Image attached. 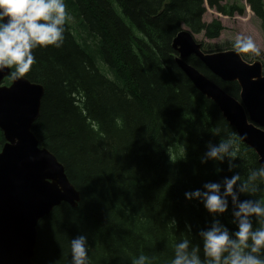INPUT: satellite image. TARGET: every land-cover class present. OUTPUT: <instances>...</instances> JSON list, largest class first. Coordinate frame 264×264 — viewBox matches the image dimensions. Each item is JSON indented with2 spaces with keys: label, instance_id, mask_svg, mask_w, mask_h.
Wrapping results in <instances>:
<instances>
[{
  "label": "trees",
  "instance_id": "1",
  "mask_svg": "<svg viewBox=\"0 0 264 264\" xmlns=\"http://www.w3.org/2000/svg\"><path fill=\"white\" fill-rule=\"evenodd\" d=\"M65 3L74 19L64 45L35 50L36 64L25 79L45 90L32 132L64 166L81 200L76 208L61 204L39 222L35 262L71 264L70 241L82 234L88 236L91 264H132L140 254L151 264H170L182 238L202 249L199 232L210 227L213 216L185 193L235 173L246 179L260 164L217 105L180 69L173 41L184 28L219 39L224 26L220 20L204 21L208 7L232 18L243 15L245 5L226 0ZM246 3L264 33V0ZM186 62L239 99L237 82L222 81L194 56ZM11 83L9 76L3 85ZM229 136L239 142L238 167L229 171L227 160L201 162L209 143ZM4 144L0 130V151ZM261 197L264 191L256 197L241 194L240 200ZM218 219L238 230L230 198L229 211Z\"/></svg>",
  "mask_w": 264,
  "mask_h": 264
},
{
  "label": "water",
  "instance_id": "2",
  "mask_svg": "<svg viewBox=\"0 0 264 264\" xmlns=\"http://www.w3.org/2000/svg\"><path fill=\"white\" fill-rule=\"evenodd\" d=\"M176 63L197 90L213 101L241 141L264 164V66L246 62L237 51L205 53L202 43L184 29L173 41ZM194 56L224 82H237L239 99L226 93L186 60ZM0 130V264H37L39 222L63 203L78 207L80 193L64 166L32 132L40 116L44 87L25 78L1 85Z\"/></svg>",
  "mask_w": 264,
  "mask_h": 264
},
{
  "label": "clouds",
  "instance_id": "3",
  "mask_svg": "<svg viewBox=\"0 0 264 264\" xmlns=\"http://www.w3.org/2000/svg\"><path fill=\"white\" fill-rule=\"evenodd\" d=\"M73 19L65 0H0V74L7 71L13 80L27 77L36 64L35 50L61 48ZM235 47L241 52L259 53L251 38L237 39ZM207 148L202 163L227 160L229 171L238 167L234 162L238 159L239 142L234 136L221 139L218 144L209 143ZM262 185L264 164L249 169L246 179L235 173L222 182L205 183L203 190L186 192L187 200L204 205L213 222L199 232L202 249L192 240L182 238L174 245L170 264H264V197L240 200L241 194L256 197L264 191ZM229 198L232 223L238 228L234 232L218 219L229 211ZM70 250L71 264H91L86 234L71 239ZM132 264L151 261L140 254L132 259Z\"/></svg>",
  "mask_w": 264,
  "mask_h": 264
},
{
  "label": "rangeland",
  "instance_id": "4",
  "mask_svg": "<svg viewBox=\"0 0 264 264\" xmlns=\"http://www.w3.org/2000/svg\"><path fill=\"white\" fill-rule=\"evenodd\" d=\"M233 2H239L242 6L245 5L246 9L243 15H236L229 18L208 7L204 16V21L208 24L214 20H220L222 22L224 31L219 39L207 40L204 33L199 35L194 34V36L198 42L206 45V52L237 51L241 55L245 54L248 56V59L245 60L246 62L254 63L260 61L264 66V33L261 29V23L246 3V0H226V3L229 4ZM240 38H251L259 49V53L239 51L235 47V42ZM4 80L1 85H3Z\"/></svg>",
  "mask_w": 264,
  "mask_h": 264
},
{
  "label": "bare ground",
  "instance_id": "5",
  "mask_svg": "<svg viewBox=\"0 0 264 264\" xmlns=\"http://www.w3.org/2000/svg\"><path fill=\"white\" fill-rule=\"evenodd\" d=\"M43 97H44V96H43ZM38 119H39V118H38ZM38 119H37V120H38ZM37 120H36V122H37ZM36 122H35V123H36ZM45 218H46V217H45ZM42 220H43V219H42Z\"/></svg>",
  "mask_w": 264,
  "mask_h": 264
}]
</instances>
